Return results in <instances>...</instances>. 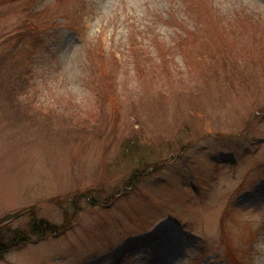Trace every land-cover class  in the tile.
<instances>
[{"label": "rangeland", "instance_id": "1", "mask_svg": "<svg viewBox=\"0 0 264 264\" xmlns=\"http://www.w3.org/2000/svg\"><path fill=\"white\" fill-rule=\"evenodd\" d=\"M201 1L0 0V264H264V0Z\"/></svg>", "mask_w": 264, "mask_h": 264}, {"label": "trees", "instance_id": "2", "mask_svg": "<svg viewBox=\"0 0 264 264\" xmlns=\"http://www.w3.org/2000/svg\"><path fill=\"white\" fill-rule=\"evenodd\" d=\"M201 2H202V3L204 2L206 5L209 6V8L213 6V5L210 4L209 2H208V3L205 2V0H202ZM198 3H199V2H198ZM194 4L196 5L197 2H195ZM195 7H196V6H195ZM203 19L206 20L207 23H208L209 20H210V22H211V21H213L212 19H214V18H206V17H204ZM208 19H209V20H208ZM214 20H215V19H214ZM31 30H32V29L30 28V26H28V27H27V31H28V32L25 31V35H31ZM20 34L22 35V33H20ZM20 34H19V35H20ZM23 37H24V34H23ZM114 60L116 61V62L114 63V64H115L114 66H115V67H118V66H116V65H118L117 63H119L120 61L118 60L116 54H114ZM129 139H130V138H129ZM130 140H131V139H130ZM130 140H129V141H130ZM145 140H146V139H144V138L142 137V138L139 139V140L135 139V141H134L133 144L128 143L125 153L129 152V150H131V148H134V147H137V148H138V147L147 146L146 144H148V141H145ZM146 142H147V143H146ZM143 143H146V144H143ZM25 214H26V213H25ZM69 226H70V224H66L64 227H62L61 229H59V230L57 231V233H58V234L64 233V232L69 228ZM40 228H41V226L39 225V223H34V225H33V227H32L33 230H35V229L39 230ZM50 228H51V227H48V226L45 227L46 230H50ZM4 239H5V235H4V233H1V231H0V256H2L6 251H8L9 249H11V248L15 245V243H22V242L27 241V240H28V237H23V236L16 235V236L10 241L11 243L9 242V240H6V242H5Z\"/></svg>", "mask_w": 264, "mask_h": 264}]
</instances>
